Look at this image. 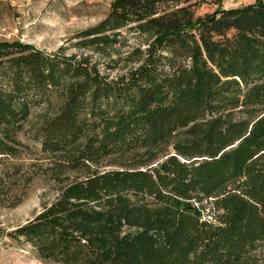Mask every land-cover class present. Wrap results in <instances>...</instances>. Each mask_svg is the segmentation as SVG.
I'll return each instance as SVG.
<instances>
[{
	"label": "trees",
	"instance_id": "trees-1",
	"mask_svg": "<svg viewBox=\"0 0 264 264\" xmlns=\"http://www.w3.org/2000/svg\"><path fill=\"white\" fill-rule=\"evenodd\" d=\"M223 3L110 0L77 45L140 37L116 78L0 39V195L30 180L7 161L28 124L57 183L9 236L47 264H264V0Z\"/></svg>",
	"mask_w": 264,
	"mask_h": 264
},
{
	"label": "rangeland",
	"instance_id": "rangeland-1",
	"mask_svg": "<svg viewBox=\"0 0 264 264\" xmlns=\"http://www.w3.org/2000/svg\"><path fill=\"white\" fill-rule=\"evenodd\" d=\"M252 1L224 0L223 4L225 7H234ZM109 3L110 0H0V39H17L65 56H87L97 63L103 74L116 78L137 65L136 60L128 59L127 56L134 47L141 45L140 37L122 31V42L104 53L77 45L81 39L79 33L101 20L108 11ZM208 8L203 6L199 12ZM47 109H51V106L45 104L35 108L31 121L35 122ZM30 128L28 124L26 131L20 134L28 148L20 156L7 159L8 162L20 164L21 172L30 176V180L20 184L22 187L16 198H10L13 191L6 196L0 195V264H47L37 257L29 243L22 238L15 240L7 234L33 218L57 194V183L49 169L50 157L29 138ZM107 161H102L97 168H112ZM81 173L71 172L70 175L77 177ZM17 200L19 202L11 206ZM202 204L206 207L203 218H209L210 205L205 200ZM124 231L132 232L134 229Z\"/></svg>",
	"mask_w": 264,
	"mask_h": 264
},
{
	"label": "built area",
	"instance_id": "built-area-1",
	"mask_svg": "<svg viewBox=\"0 0 264 264\" xmlns=\"http://www.w3.org/2000/svg\"><path fill=\"white\" fill-rule=\"evenodd\" d=\"M194 204H195L196 206H198V203H197L196 201H194Z\"/></svg>",
	"mask_w": 264,
	"mask_h": 264
}]
</instances>
